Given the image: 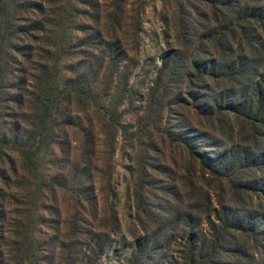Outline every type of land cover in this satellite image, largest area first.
Listing matches in <instances>:
<instances>
[{
  "label": "trees",
  "instance_id": "16d2710c",
  "mask_svg": "<svg viewBox=\"0 0 264 264\" xmlns=\"http://www.w3.org/2000/svg\"><path fill=\"white\" fill-rule=\"evenodd\" d=\"M151 1L0 0V264L114 258L118 150L139 229L118 264H264V0H158L140 95Z\"/></svg>",
  "mask_w": 264,
  "mask_h": 264
},
{
  "label": "rangeland",
  "instance_id": "374dc122",
  "mask_svg": "<svg viewBox=\"0 0 264 264\" xmlns=\"http://www.w3.org/2000/svg\"><path fill=\"white\" fill-rule=\"evenodd\" d=\"M160 3L158 0H153L145 8L143 14V32L141 34V44L139 50L140 63L135 69L133 75L130 77V83L138 90L140 95L145 94L148 85L151 80V76L155 71V66L160 64L161 56L167 50V45L164 44L162 30L163 26L159 19ZM130 120L129 117L126 118ZM156 161L162 157L159 154L154 155ZM132 152L127 151V156L122 157L121 151L118 150L116 153V170L113 177L117 212L120 222V236H124L123 242L119 241L121 238L118 235V241L114 245L117 248L116 255L110 258V260L103 259L102 264H118L122 263L127 256L130 248V242L132 240V232H139L138 226L132 219V200L130 195L129 186V174L127 166L131 163ZM181 161L177 160L175 164L170 166V174L173 176L180 174ZM164 175L154 174V179L159 180L157 185L164 183Z\"/></svg>",
  "mask_w": 264,
  "mask_h": 264
}]
</instances>
